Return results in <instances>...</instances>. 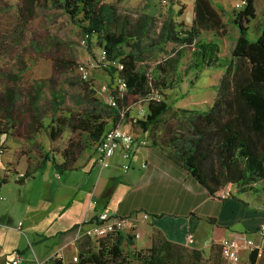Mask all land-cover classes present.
Wrapping results in <instances>:
<instances>
[{
    "label": "trees",
    "instance_id": "obj_1",
    "mask_svg": "<svg viewBox=\"0 0 264 264\" xmlns=\"http://www.w3.org/2000/svg\"><path fill=\"white\" fill-rule=\"evenodd\" d=\"M56 1L72 17L81 15L82 36L88 43L96 36L106 68L116 80L111 89L116 104L111 107L110 126L119 125L121 114L143 101L146 112L135 121L149 144L184 167L210 195L229 194L219 195L226 184L244 191L246 184L254 188V182H259L264 191V23L259 34L250 38L247 22L255 16L253 0H245L234 11L239 34L228 56L220 54L216 40L200 38L202 29L219 32L221 26L209 0H194L195 15L190 25L174 20L170 13L162 18L153 12L131 14L108 0H53ZM179 5L178 13L182 9ZM169 8L171 12L173 8ZM167 42L175 44L168 48ZM189 49L190 63L181 73L180 64ZM160 53L153 63L147 62ZM206 66L222 68L213 101L204 106H180L166 116L170 107L164 99L166 90L179 84L188 68L198 71ZM107 124L101 111L69 110L48 133L54 139L68 128L77 132L78 139L69 136L61 161L52 154H45L42 161L49 160L58 172L75 167L78 153L83 147L94 148L110 127ZM94 237H79L77 259L67 264H129L132 257L144 264H205V260L223 264L221 246L214 242L205 259L201 249L175 242L160 231L153 233L149 246L132 249L128 254L123 241L132 243L131 234L117 231ZM258 250L257 246L250 248L251 263ZM50 262L64 264L59 255L52 256Z\"/></svg>",
    "mask_w": 264,
    "mask_h": 264
},
{
    "label": "crops",
    "instance_id": "obj_2",
    "mask_svg": "<svg viewBox=\"0 0 264 264\" xmlns=\"http://www.w3.org/2000/svg\"><path fill=\"white\" fill-rule=\"evenodd\" d=\"M172 2V18L175 6L182 4L180 13L178 8L175 10L178 20H174L190 25L195 15L194 0ZM209 2L221 26L219 32L202 29L200 38L216 40L220 54L228 56L221 53V43L227 35L223 14L215 0ZM238 34L237 25L235 41ZM121 126L130 129L129 122ZM6 142L5 152L0 153V264H50L54 255L61 256L67 264L77 250V225L85 220L84 228L105 208L126 218L121 231L132 235L130 249L149 246L153 233L160 231L208 256L213 242L219 244L223 237H234L239 242L242 261L264 264V247L251 263L250 247L245 243L247 238L256 244L262 241L259 227L264 223V200L257 201L236 187L227 190L229 194L224 197L212 196L184 167L151 144L134 151L127 169L122 166L119 150L109 154L108 166L100 167L94 147L78 156L75 167L58 172L49 160L37 162L25 156L23 167L18 168L23 155L13 154L14 140ZM20 171L26 176L15 180ZM136 214L146 217L134 222ZM247 218L250 223L243 224ZM188 232L193 233L192 242L186 241ZM138 238L143 241L138 242ZM16 255L19 260L12 262Z\"/></svg>",
    "mask_w": 264,
    "mask_h": 264
},
{
    "label": "rangeland",
    "instance_id": "obj_3",
    "mask_svg": "<svg viewBox=\"0 0 264 264\" xmlns=\"http://www.w3.org/2000/svg\"><path fill=\"white\" fill-rule=\"evenodd\" d=\"M108 1L115 3L120 10L131 14L153 12L160 18L166 17L170 9V4L163 5L160 0ZM238 1L215 0L214 2L223 14L227 30V35L221 43L222 54H230L235 42L237 25L233 16L234 11L242 7L236 4ZM253 1L255 16L247 22L251 37L256 36V32L264 23V0ZM20 3L22 5L21 16L18 14L20 5L15 0H0V49H2V42L6 44L5 50L1 52L3 57L0 56V70L4 71L3 74L0 73V95L4 96L7 110L13 103L12 110L20 111L17 118L12 116L6 118L4 128L6 132L0 131V146L3 148L0 153L5 152V147L8 145L6 141L14 140L13 154L23 155V159L17 164L18 168L23 167L24 156L29 160L40 162L45 154H52L56 160H62V150L67 145L69 136L77 140L78 134L64 128L52 139L48 131L52 125L55 128V125L65 118L69 110L101 111L104 118L108 120L107 126H110L111 107L113 106L110 103L111 89L116 82L106 68L107 62L104 60L103 50L96 36L91 37L90 43L83 39L80 14L72 17L59 1L33 0L31 3V0H20ZM177 8L175 6L173 11L176 19L175 10ZM174 44V42H167L165 45L171 48ZM189 52L190 50L182 59L181 73L190 63ZM159 56L161 53L157 57H150L147 62L153 63ZM81 64L87 71L86 78L81 76L79 69ZM208 68L206 66L198 71L188 68L183 75V80L175 87L166 90L164 99L170 106L166 116H170L171 111L180 106L188 108L204 106L213 101L214 84L218 82L222 68L216 66ZM94 98H97V102ZM127 112L121 114L119 125L129 122V128L143 142L141 146L149 144L146 133L135 121L146 112L145 102L133 104ZM91 148V146L83 147L78 155ZM254 184V188L251 187L253 185L246 184L247 188L243 193L249 194L250 197L255 196L257 201L264 200V191L260 188L261 183L254 182ZM235 187L234 184H226L223 189L231 191L235 190ZM236 190L239 191L237 188ZM259 192L263 195H259ZM141 219L145 217L136 214L132 221L137 222ZM249 223L250 219L247 218L243 224ZM143 238H138V242L143 241ZM77 242L76 240V244ZM130 246H132L131 243L124 239L125 253L132 251ZM240 249L238 250L239 260L236 264H247L242 261L243 258L240 259ZM72 254H77V250L71 253V256ZM204 258L206 259L207 256L204 255ZM71 260H73L72 257ZM222 262L233 264L223 254ZM129 264L144 263L132 257ZM205 264L210 263L205 260Z\"/></svg>",
    "mask_w": 264,
    "mask_h": 264
},
{
    "label": "built area",
    "instance_id": "obj_4",
    "mask_svg": "<svg viewBox=\"0 0 264 264\" xmlns=\"http://www.w3.org/2000/svg\"><path fill=\"white\" fill-rule=\"evenodd\" d=\"M169 0H160L162 4H166ZM237 5L243 6L245 0H239ZM85 39V37H83ZM82 78L87 77V71L84 69L83 65H79ZM119 88H123V83L119 84ZM110 103L115 105L116 101L113 96L110 97ZM143 143L139 140L136 135L128 128H125L121 125L110 126L104 130L101 138L95 143L96 151V164L100 167H105L109 165L108 156L115 150H119L120 156L123 159L122 166L124 169H127L130 166V158L132 157L134 151L138 149ZM0 146V151H2ZM145 163V162H144ZM143 163V165H144ZM26 176L24 171L16 172L14 179L20 180ZM226 191L220 190L219 195L224 196ZM146 217V214L142 215ZM85 220L80 221L77 225V236L78 239L81 235H90V236H104L108 233H115L121 231L125 225L126 218L116 212H113L107 208L101 210L95 219L82 228V224ZM259 232L262 235V241L259 244H256L251 238L246 239V246L253 248L257 246L259 250L264 247V223L259 227ZM194 236L192 232L186 234V241L192 242ZM222 254L230 260L233 264H236L239 260L238 248L239 242L234 237H223L220 242ZM72 259L76 260L77 255L73 254ZM19 256L16 255L12 258V262H17Z\"/></svg>",
    "mask_w": 264,
    "mask_h": 264
},
{
    "label": "flooded vegetation",
    "instance_id": "obj_5",
    "mask_svg": "<svg viewBox=\"0 0 264 264\" xmlns=\"http://www.w3.org/2000/svg\"><path fill=\"white\" fill-rule=\"evenodd\" d=\"M16 1V3L18 4V5H20L19 6V9H20V12L18 13L19 15L21 14V10H22V5H21V3H20V0H15ZM32 1L33 0H31V3H32ZM28 6H30V5H28ZM21 16V15H20ZM5 46H6V44H5V42H2V49H0V56L1 57H3V54H1V52H3L4 50H5ZM1 65V64H0ZM1 67V66H0ZM0 73L1 74H3L4 73V71L3 70H0ZM0 82H1V80H0ZM5 101V99H4V96H1L0 95V131L2 132V131H5L4 130V128H5V126H6V118L8 117V116H12V117H14V118H17L18 116H19V114H20V111H17V112H14L13 110H12V104H10V107H9V109L7 110V108H6V103L4 102ZM12 102V101H11ZM9 112V113H8ZM6 132V131H5Z\"/></svg>",
    "mask_w": 264,
    "mask_h": 264
}]
</instances>
